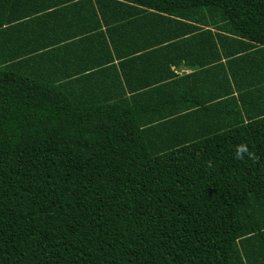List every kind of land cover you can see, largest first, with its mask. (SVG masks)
<instances>
[{"label": "trees", "instance_id": "1", "mask_svg": "<svg viewBox=\"0 0 264 264\" xmlns=\"http://www.w3.org/2000/svg\"><path fill=\"white\" fill-rule=\"evenodd\" d=\"M0 264H264V0H0Z\"/></svg>", "mask_w": 264, "mask_h": 264}, {"label": "crops", "instance_id": "2", "mask_svg": "<svg viewBox=\"0 0 264 264\" xmlns=\"http://www.w3.org/2000/svg\"><path fill=\"white\" fill-rule=\"evenodd\" d=\"M190 71H187V70H184V69H181L178 73H189Z\"/></svg>", "mask_w": 264, "mask_h": 264}]
</instances>
